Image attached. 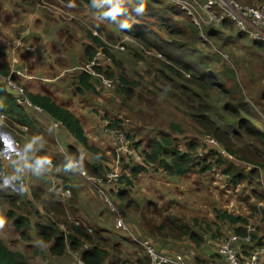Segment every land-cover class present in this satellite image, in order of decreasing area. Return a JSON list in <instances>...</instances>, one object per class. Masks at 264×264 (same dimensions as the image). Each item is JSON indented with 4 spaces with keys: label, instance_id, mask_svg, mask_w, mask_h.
<instances>
[{
    "label": "rangeland",
    "instance_id": "rangeland-1",
    "mask_svg": "<svg viewBox=\"0 0 264 264\" xmlns=\"http://www.w3.org/2000/svg\"><path fill=\"white\" fill-rule=\"evenodd\" d=\"M238 1L256 6L264 0ZM23 2L47 6L59 12L62 21L69 18L78 32L76 50L86 45V39L90 43L91 35L101 39L98 44L91 42L93 52L103 49L105 71L117 84L109 90L102 88L97 78L93 80L96 87L88 97L98 106L91 105L89 113L101 119V125L100 132L88 138L96 151L64 129L56 136L47 115L33 107L25 109L35 125H9L0 118L1 154L30 151L40 160L30 164L27 174L15 183L0 179V242L21 252L26 264H76L85 245L78 250L68 246L62 254H55L51 250L55 240L43 241L36 224L52 225L66 236L73 233L72 225L81 224L93 238L86 243L89 248L97 245L110 251L104 264H137L138 257H146L142 248L117 228L116 216L95 186L70 164L71 159H78L84 166L85 162L102 166L105 172L114 168L116 148L109 131L118 129L131 140L133 151L119 163L126 181L131 182L117 191L109 190L135 233L142 230V216L154 226L168 224L178 237L165 238L158 246L185 254L190 264H223L218 248L237 228L245 232L251 228L253 239L264 246V167L257 163H264V144L237 125L238 117L244 118L264 132V47L256 43L264 40L249 38L230 22L219 28L203 26L195 35L192 20L171 0ZM139 7L141 13L136 12ZM110 9L113 13L105 15ZM121 23L130 27L122 28ZM87 63L79 58L80 69ZM206 70L221 76L230 93L191 83L194 74ZM241 97L247 111L225 109V104H236ZM221 132L230 134L236 159L218 160L212 146L207 149L208 160L194 156L203 147L206 134ZM164 136H170L181 151L192 152L190 170L184 175H170L147 161L146 153ZM231 166L240 174L237 182L225 173ZM122 189L128 192L125 200L118 197ZM225 212L242 220H223ZM18 216L31 222L26 237L16 228ZM183 226L199 236L200 244L188 235L180 236Z\"/></svg>",
    "mask_w": 264,
    "mask_h": 264
},
{
    "label": "built area",
    "instance_id": "built-area-1",
    "mask_svg": "<svg viewBox=\"0 0 264 264\" xmlns=\"http://www.w3.org/2000/svg\"><path fill=\"white\" fill-rule=\"evenodd\" d=\"M182 13L186 14L195 27L201 29L203 26L219 28L226 22L234 24L236 30L242 34H246L253 40H264V1L256 6L243 5L238 0H171ZM105 53L102 48L96 50L92 59L87 65L81 69L97 78L100 81L101 87L112 90L117 84V80L107 75L105 71ZM26 69V68H25ZM13 73L19 76H24V70L15 69ZM3 81L11 89L16 91L13 94L19 105L29 108L34 107L25 88L19 85L12 77V74L2 77ZM0 118L4 120L6 115L0 113ZM51 120L52 128L55 135H58L59 129L63 127L61 121ZM26 128V126H25ZM110 135L114 138L116 148L117 165L114 168L106 171L102 176H91L88 170L83 166L81 160L71 159V167L79 174L86 177L97 189L100 196L106 202L109 210L116 216V226L125 235L144 251L149 260V264H190L188 257L185 254H179L175 251L163 249L159 247L150 237L144 236L137 232L135 233L131 225L123 217L118 209L117 204L110 195L108 185L116 189L124 188L121 183L123 173L119 166L120 158L126 153H131V140L125 133L118 129H111ZM202 146L199 147L195 157H205L208 153V147H214V152L227 160L236 159V155L227 150L221 142L213 135L206 134L202 140ZM18 142H15V147L18 148ZM206 146V148H204ZM4 157L0 152V179L9 181L10 183L17 182L20 177L27 174L28 166L32 164L26 154L20 152L15 155H7ZM217 155H215L217 157ZM52 165V162H49ZM15 166L16 170H12ZM69 192V190H68ZM86 249H89L88 244H85ZM218 255L221 257L223 264H264V246L256 243L253 240L251 228H248L245 234L236 232L230 234L222 242L218 248ZM76 264H87L82 255L77 258Z\"/></svg>",
    "mask_w": 264,
    "mask_h": 264
},
{
    "label": "trees",
    "instance_id": "trees-1",
    "mask_svg": "<svg viewBox=\"0 0 264 264\" xmlns=\"http://www.w3.org/2000/svg\"><path fill=\"white\" fill-rule=\"evenodd\" d=\"M167 13L169 11H166ZM164 12L163 14H165ZM166 13V14H167ZM225 24V23H224ZM193 32L195 35L199 34V29L194 27ZM136 31V29H135ZM135 37L139 38L140 34H135ZM91 41L94 44L101 43V39L97 36L91 35ZM260 47H264V41H257L256 42ZM181 44V43H180ZM184 44H182L183 46ZM93 46L87 45L85 47V54L88 59H92L94 56ZM205 69L207 66H204ZM233 76V73L230 72ZM10 74V67L5 62H0V113H3L7 116L4 119L6 123L9 125H13L14 123L25 125L26 127L35 125V122L31 118L30 114L27 112L25 107L19 105L16 101L14 95L9 94L6 89V83L3 81L2 77L8 76ZM111 77V75L107 74ZM212 72L206 70V72L202 74H194L192 77V84H197L200 87L204 88L205 90L212 89L214 87L220 89L223 92L230 93L229 88H226L223 81L221 80V76H217ZM91 75L82 72L79 76L80 84L86 89L91 90L94 88V85L91 82ZM216 77V78H215ZM27 95L29 96L33 105L38 106L42 109V111L49 116L50 118L61 121L63 126L70 131L73 136L86 148L92 151H96L97 149L93 144L90 143L88 136L85 133L83 124L81 120L68 108L60 105L55 97L51 93H44V94H34L32 92H28L26 90ZM242 96V95H241ZM225 109H230L232 111H247V105L245 102L244 97L237 99L236 104H232L229 102L225 104ZM236 109V110H235ZM237 125L241 128L247 130V132L253 133L256 135L257 139L264 144V132L260 129H255L251 127V122L244 118L238 117ZM221 144L230 152L234 153L230 134L228 132H221L215 136ZM253 145V144H252ZM254 146V145H253ZM191 148H194L192 145ZM191 150V149H189ZM198 150V149H197ZM197 150L194 153H197ZM192 154V152H190ZM189 152H183L179 148L175 147L170 136H164L162 140L156 141L152 145L151 152H147V161L149 163L157 164L159 167L163 168L168 174L170 175H184L190 170V165L192 163L191 154ZM214 156L217 155L215 152ZM208 154V153H207ZM235 154V153H234ZM236 155V154H235ZM26 156L32 162L33 165L39 164L40 160L36 157L35 154L32 152H28ZM193 156V155H192ZM216 157V156H215ZM237 157V156H236ZM224 159L221 156L217 155V159ZM243 158H245L243 156ZM203 160H208L205 156L204 158H199ZM250 162H255L253 159L246 158ZM209 161H211L209 159ZM82 162V161H81ZM256 163V162H255ZM261 166L264 167L263 162H257ZM83 164V163H82ZM85 168H87L89 174L91 176H102L105 173L102 170L103 167L95 164H90L85 162ZM209 164V163H208ZM107 170V169H106ZM110 170V168H108ZM135 168L133 169V173ZM238 170H236L235 166H231L225 170L226 174H232L231 176L235 178V182L238 181L240 177L239 173L236 174ZM126 175L121 177V183L125 186L129 185L131 181H126ZM110 186V185H108ZM108 188V187H107ZM110 190H118L110 186L108 188ZM109 190V192H110ZM128 192L126 189H122L118 191V197L121 200L127 199ZM125 217V216H124ZM223 220H230L232 223H236L242 220L240 217L233 216L227 212L223 213L222 217ZM140 221V220H139ZM139 223V222H138ZM15 225L18 231L21 233L23 237L27 236V231L31 225V222L28 218L18 216L15 219ZM38 233L40 234L41 238L45 242H51L53 239L55 243L52 245L51 250L55 254H62L65 249L69 246L73 250H78L80 247L84 246L88 241H91L93 238L91 234H89L87 228L84 225L77 224L72 225V234H67V236L60 230L56 229L54 226H45L43 224H36ZM141 229H137V232H141V235L150 237L155 243L165 242V238L168 237H175L176 236L175 228H169L168 224H161L159 226H154L150 221L147 220L145 216H142V220L140 221ZM169 229L171 232H168ZM236 233L238 234H245V230L243 231L242 228H237ZM188 235L194 242L200 244L201 239L195 232H193L189 227L183 226L180 227V236L181 235ZM127 236V235H126ZM68 238V242H67ZM159 239V240H158ZM254 240V239H253ZM255 241V240H254ZM256 242V241H255ZM156 243V244H157ZM260 244L259 242H256ZM158 245V244H157ZM261 245V244H260ZM144 253V251H143ZM82 258L87 264H104L108 257L110 256V251L105 247L102 246H90L89 249H85L82 252ZM146 256V255H145ZM137 264H149V260L147 257H138L136 260ZM0 264H26L25 258L19 251H13L8 246H6L3 242H0Z\"/></svg>",
    "mask_w": 264,
    "mask_h": 264
},
{
    "label": "crops",
    "instance_id": "crops-1",
    "mask_svg": "<svg viewBox=\"0 0 264 264\" xmlns=\"http://www.w3.org/2000/svg\"><path fill=\"white\" fill-rule=\"evenodd\" d=\"M22 1L0 2V62L9 65V75L12 74L25 91L51 93L60 105L81 120L87 136L98 134L101 119L89 113V107L98 106V102L90 101L88 96L92 89L86 90L79 81L82 73L79 58L89 61L84 47L92 45V41L89 43L86 39V45L76 50L74 40L78 32L69 18L64 17L63 22L59 12H52L40 3L23 4ZM15 69L24 70L25 75L14 74ZM90 80L95 88V78L92 76ZM62 129L73 136L64 126Z\"/></svg>",
    "mask_w": 264,
    "mask_h": 264
},
{
    "label": "clouds",
    "instance_id": "clouds-1",
    "mask_svg": "<svg viewBox=\"0 0 264 264\" xmlns=\"http://www.w3.org/2000/svg\"><path fill=\"white\" fill-rule=\"evenodd\" d=\"M94 2H95V0H94ZM69 6H71V5H69ZM143 11V8L142 7H139V8H137L136 9V12L137 13H141ZM113 13V10L112 9H110L109 10V13H105V15H110V14H112ZM115 14H118V13H115ZM122 28H127V27H130V25H128V24H125V23H121V25H120ZM4 77V76H3ZM6 77V76H5ZM7 86V85H6ZM13 95V94H12ZM4 121V120H3Z\"/></svg>",
    "mask_w": 264,
    "mask_h": 264
},
{
    "label": "water",
    "instance_id": "water-1",
    "mask_svg": "<svg viewBox=\"0 0 264 264\" xmlns=\"http://www.w3.org/2000/svg\"><path fill=\"white\" fill-rule=\"evenodd\" d=\"M6 89L9 94H16V91L14 89H11L9 86H6ZM124 187L126 186L124 185Z\"/></svg>",
    "mask_w": 264,
    "mask_h": 264
}]
</instances>
